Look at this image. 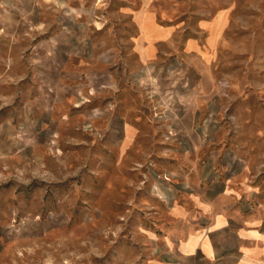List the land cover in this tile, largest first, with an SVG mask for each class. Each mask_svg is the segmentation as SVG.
I'll list each match as a JSON object with an SVG mask.
<instances>
[{
    "label": "rangeland",
    "instance_id": "rangeland-1",
    "mask_svg": "<svg viewBox=\"0 0 264 264\" xmlns=\"http://www.w3.org/2000/svg\"><path fill=\"white\" fill-rule=\"evenodd\" d=\"M204 168L264 205V0H0V264H130Z\"/></svg>",
    "mask_w": 264,
    "mask_h": 264
},
{
    "label": "crops",
    "instance_id": "crops-1",
    "mask_svg": "<svg viewBox=\"0 0 264 264\" xmlns=\"http://www.w3.org/2000/svg\"><path fill=\"white\" fill-rule=\"evenodd\" d=\"M140 25L133 55L146 63L155 56L158 42L147 35L145 23ZM139 38L145 57L137 50ZM205 169H194L186 178L184 196L164 213L171 225L163 226L162 237L151 228L154 238L143 252H134L130 264H264V205H247L253 197L246 175L227 172L219 179Z\"/></svg>",
    "mask_w": 264,
    "mask_h": 264
}]
</instances>
